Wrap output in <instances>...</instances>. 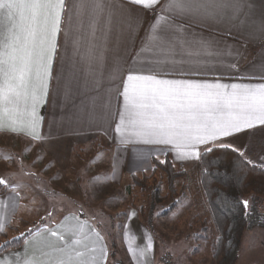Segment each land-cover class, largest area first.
Instances as JSON below:
<instances>
[{"label": "crops", "instance_id": "0c3cea01", "mask_svg": "<svg viewBox=\"0 0 264 264\" xmlns=\"http://www.w3.org/2000/svg\"><path fill=\"white\" fill-rule=\"evenodd\" d=\"M164 2L165 0H161L154 9L148 10L132 4L130 0H102V13L94 12L89 3L77 15L74 4L78 0H65L62 31L57 37L47 94L36 108V126L34 129L22 127L17 133L0 131V146L5 145V140L13 139L36 146L61 147L67 155L73 156L75 146L89 141L102 143L107 146L108 163L105 165L111 172L105 182L108 187L105 193L111 195L120 192L126 194L123 184L118 185L112 179L111 162L117 148L128 149L122 175L124 181L121 178V183H125L129 176L149 173L154 159L163 160L168 157L178 167L188 170L197 168L201 156L199 160L180 159V149L173 145L122 142L125 138L131 141L136 139L131 136L127 126L120 125V116L125 112L121 92L128 83L127 76L130 73L156 74L159 79L194 83L248 86L264 84V0H223L228 7L216 9L215 15L209 18H175L165 13L170 19L166 25L161 24V29L156 33L157 39H153L152 25L161 15L159 8ZM177 28H182V33L177 32ZM160 36H165L169 41L174 36H180L187 46L203 52L199 43L202 41L212 55L190 58L181 53V45L176 41L174 59L192 62L158 64L156 61L163 58L160 48L166 46L161 44ZM149 69L152 70L151 73ZM20 119L25 117L21 116ZM3 122L7 128V115ZM118 126L124 128L123 136L116 131ZM261 132H264V125L257 124L252 129L220 138L217 143H230L243 151L247 159L256 161L258 156L250 157L252 152L249 149L253 148L252 145L255 148L260 142L264 144V137L254 144ZM33 135L39 138L33 139ZM200 147L202 155L203 146ZM254 152L257 155L264 153L256 149ZM17 173L22 174L13 180L19 193L16 201L19 207L14 208L13 200L8 198L12 196L16 199L15 193L7 192L0 196V200L8 205L7 208L0 207V216L3 217L8 239L29 230L31 224L40 220L36 216L38 209L30 215L31 205L26 203L23 179L27 176L22 170ZM99 183L102 184L101 181ZM91 192L94 193L93 189ZM31 200L30 198L29 202ZM105 202L110 204L112 197H107ZM109 206L108 209H117V206ZM47 218L45 220L50 221L49 226L42 228L39 236L29 238V257L41 258L40 241L59 247L75 239L65 228L60 227L65 225L83 228L81 238L89 248L96 247L97 252L89 254L97 256V264H115L116 261L123 264L159 263L158 240L134 210L129 211L119 235L122 248L120 258L113 253L109 234L103 232L96 222L88 219L79 210L64 212L55 220ZM45 228L57 231L58 235L65 237L64 241L52 237L49 231H44ZM95 233H99L102 239H98ZM2 235L0 234V239L5 242ZM149 242L153 245L152 250L141 257L140 250L145 249ZM102 247L106 250V259L103 262L99 260V249ZM129 247L136 249L135 255L128 252ZM24 251L23 245L19 249L3 253L2 256L9 258L13 254H23Z\"/></svg>", "mask_w": 264, "mask_h": 264}, {"label": "snow or ice", "instance_id": "6c2138e0", "mask_svg": "<svg viewBox=\"0 0 264 264\" xmlns=\"http://www.w3.org/2000/svg\"><path fill=\"white\" fill-rule=\"evenodd\" d=\"M134 5L144 9H154L161 0H130ZM91 4L94 12H103L102 0H78L74 8L79 11L86 4ZM228 7L223 0H165L159 8L161 15L152 25L153 39L161 29V24H167L171 17L198 16L209 18L215 15V10ZM65 0H0V131L17 133L22 127L34 129L36 126V108L47 94V83L50 78L52 60L57 49V37L62 31ZM165 13L170 14L164 15ZM71 17H69V20ZM182 33V28H177ZM163 58L156 61L163 63H191V60L177 61L174 59L175 46L178 41L181 53L188 57L212 55L202 41L203 49H194L186 45L180 36L169 41L165 36L159 37ZM199 63L200 61H195ZM234 67V66H233ZM150 73L151 69L148 70ZM183 71V70H181ZM171 74V73H169ZM127 85L121 95L124 98L125 112L120 116V125L127 130L135 141L125 138L122 142H143L146 144L173 145L180 149L178 158L200 159L203 152H211L213 147L231 148L241 157L243 151L230 143H217L220 138L240 133L254 128L257 124L264 125V84L248 86L240 84H209L191 81L159 79L156 74H129ZM5 115L8 116V127L4 125ZM23 116L25 119H20ZM18 125L20 127H18ZM118 126L116 131L123 136L124 128ZM31 135L32 133L29 132ZM33 139L39 137L33 135ZM246 159V158H245ZM252 164V161H247ZM0 173V190L15 193L14 208L19 193L12 183ZM99 179L98 177L96 178ZM245 209L248 201L241 202ZM0 207L8 205L0 200ZM51 213H49V216ZM3 217L0 216V234H6ZM68 234L75 239L57 247L51 243L40 241L41 258L28 256L29 237L39 236L40 229H29L22 233L25 251L23 254H13L9 258L0 255V264H97V256L89 253L97 252L96 247L83 243V228L65 226ZM52 237L64 241L65 237L55 230L45 228ZM102 239L99 233H95ZM88 239V237H84ZM150 241V237L148 238ZM12 245L9 240L0 245V252L6 251ZM151 242L140 250L141 257L151 251ZM99 260L106 259L105 248H100ZM135 255L136 249L128 248Z\"/></svg>", "mask_w": 264, "mask_h": 264}, {"label": "rangeland", "instance_id": "374dc122", "mask_svg": "<svg viewBox=\"0 0 264 264\" xmlns=\"http://www.w3.org/2000/svg\"><path fill=\"white\" fill-rule=\"evenodd\" d=\"M257 136V140L253 141L254 144L262 140L264 132ZM5 142V145H1L3 147L0 146V173H5L4 178L14 186L13 180L21 174L17 172L24 171L27 176L23 179L26 186V203L28 206L31 205L29 213L32 215L36 209L39 212L36 216L40 217V220L31 224L29 229L42 230L45 226H49L50 221L45 220L47 217L49 220H55L64 212L79 210L88 219L96 222L103 232L107 235L114 234L119 240V235L117 236L115 231V218L127 212L126 209L130 204L129 187L132 176L125 179V183H121L124 181L123 178L118 183V185L123 184L126 194L120 192L114 196L105 193L108 190L105 182L108 174L111 173L105 165L108 163L107 146L102 143L85 142L83 145L76 146L74 155L70 156L63 148L57 146H36L13 139L5 140ZM252 147L249 149L252 152L250 157L258 156L257 160H260L264 153L257 155L254 149L264 152V144L260 142L255 148L253 145ZM191 180L195 186V180ZM100 181L102 184L99 183ZM92 189L94 193L91 192ZM27 191L29 192L26 194ZM193 195H189L190 200L186 203L189 209L198 202L194 198L195 192ZM109 196L112 197L110 204L105 202ZM30 198L31 202H29ZM109 205L117 206V209H108ZM141 205L146 207V212L142 216L135 212L146 225L148 224L147 227L150 226L158 240L160 251L158 264H215L208 246L203 241H196V237L193 238L196 230L202 234L201 221H191L192 219L186 217L187 214L183 215V212L178 210L166 218L152 217L153 220L149 222L147 218H151V207L143 198L138 202V206ZM160 206L161 204L156 207V213L163 207ZM262 212H264V206H262ZM49 213H51L50 216ZM44 215L47 217L45 218ZM111 241L113 242V239ZM116 247L114 251L120 258L122 248L119 241ZM237 264H264V229L254 228L244 235Z\"/></svg>", "mask_w": 264, "mask_h": 264}, {"label": "trees", "instance_id": "16d2710c", "mask_svg": "<svg viewBox=\"0 0 264 264\" xmlns=\"http://www.w3.org/2000/svg\"><path fill=\"white\" fill-rule=\"evenodd\" d=\"M127 155L128 149L122 147L117 148L113 154L112 179L117 183L121 181L125 170ZM245 158L231 148L213 147L211 152L202 153L197 168L193 170L176 166L168 157L163 160L154 159L149 173L131 177L127 212L115 218L117 236L130 210L137 211L140 216L146 212L144 205L138 206L143 198L152 210L151 218H147L149 222L153 220L152 217L166 218L179 210L183 215L187 214L186 217L191 221L203 223L202 234L196 230L193 238L196 237V241H203L208 246L215 264H237L244 235L254 228L264 229V164L253 159L250 160L252 164H249V159ZM191 179L195 180V186ZM194 192L198 202L189 209L186 203L190 200V194L194 196ZM6 193L0 190V196ZM245 200L248 201L247 209L241 203ZM160 204L163 207L160 206V212L156 213V207ZM23 233H28V230ZM21 234L10 239L7 234H3L5 242L0 239V245L9 240L12 245L0 252V255L21 248L24 245L23 238L15 239L21 237ZM109 236L113 239L111 248L116 255L114 249L119 240L114 234ZM115 264L123 263L116 261Z\"/></svg>", "mask_w": 264, "mask_h": 264}, {"label": "built area", "instance_id": "2783aa9c", "mask_svg": "<svg viewBox=\"0 0 264 264\" xmlns=\"http://www.w3.org/2000/svg\"><path fill=\"white\" fill-rule=\"evenodd\" d=\"M260 162L264 164V155L260 157Z\"/></svg>", "mask_w": 264, "mask_h": 264}]
</instances>
